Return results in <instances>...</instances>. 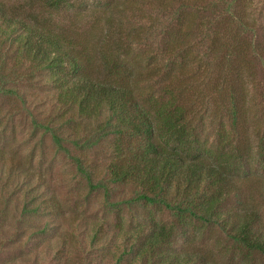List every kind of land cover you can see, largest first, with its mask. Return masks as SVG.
Returning a JSON list of instances; mask_svg holds the SVG:
<instances>
[{"label": "trees", "instance_id": "obj_1", "mask_svg": "<svg viewBox=\"0 0 264 264\" xmlns=\"http://www.w3.org/2000/svg\"><path fill=\"white\" fill-rule=\"evenodd\" d=\"M244 1L93 0L102 9L104 26L68 33L43 12L84 16L90 11L87 0H0V91L14 94L10 82L46 74L57 104L73 112V119L101 120L99 135L83 144L74 140V145L88 148L111 138L105 182L82 158H73L89 188L104 193L105 207H119L110 201L111 185H131L135 196L125 204L170 213V221L151 217L131 229L119 220L109 242L110 230L97 223L88 237L103 259L113 264H215L204 255L175 250L176 237L195 239L190 227L196 224L215 225L241 249L264 256L263 213L248 186L258 180L264 202V120L257 121L240 80L241 69L251 74L255 59L263 61L264 44ZM36 8L40 13L26 14ZM152 13L167 18L155 48L162 56L157 58L148 45L144 55H131L157 33L142 23L152 20ZM157 82L158 96H148ZM141 84L149 86L140 89ZM210 102H216L215 113L224 118L211 142L202 140L196 127ZM260 113L264 117V104ZM52 139L65 151L57 133ZM16 164V158L0 151V186L6 189L12 181L14 194L23 190L22 216L60 220L63 232L55 236L50 252L59 259L69 244L81 245L82 223L64 221L54 198L39 201L33 187L15 184L25 171ZM10 197L0 196V218L7 214ZM55 226L46 223L39 232H52Z\"/></svg>", "mask_w": 264, "mask_h": 264}, {"label": "rangeland", "instance_id": "obj_2", "mask_svg": "<svg viewBox=\"0 0 264 264\" xmlns=\"http://www.w3.org/2000/svg\"><path fill=\"white\" fill-rule=\"evenodd\" d=\"M12 1L15 0H10ZM87 1L91 4L88 8L90 11L84 16L83 13L76 15L71 10L72 14L44 11L43 17L53 16L56 23L64 27L68 33L75 30L83 32L93 25L103 27L105 17L102 15V9L96 3L93 4V0ZM244 4L256 25L258 37L262 38L261 44L263 45L264 0H245ZM29 13H40V10L36 8L26 14ZM149 15L152 20L142 23L146 27L151 26L152 30L158 29L157 33L154 32L149 38V44H146L155 50L158 45V32L167 18H161L158 13ZM155 17L158 22L151 25L150 22ZM130 20L133 25L132 19ZM124 23L126 27L129 26L128 23ZM146 46L136 47L130 52L131 55H144L149 48ZM155 54L157 58L162 56L160 50L158 52L155 50ZM263 55L262 52L261 56ZM201 56L200 53L199 57ZM251 58L253 59L252 55L248 57L249 60ZM255 60L258 63L254 61L255 65L252 66L251 74L247 73L245 68L241 69L240 80L247 87L250 108L256 112L257 121L260 122L264 120L260 113L264 104V56L263 61ZM260 62L263 63L262 66L259 65ZM137 72L144 73V70L138 68ZM46 78L47 75L44 74L36 75L30 81L22 79L15 83L10 82L7 87L13 89L14 94L0 91V151L16 158L21 165L16 164L17 169L25 170L20 179H15V184L20 183L23 187H33L38 195H41L39 201L44 198H54L64 215V221L70 222L72 218L76 222L81 221L85 231L83 230L81 245L79 244L75 249L72 247L73 244H69V247L64 248V255H61L59 259H54L50 252L54 250L55 236L63 232L60 220H53L41 214L31 217L22 216L23 190L16 189L14 194L12 181H10L8 188L2 189L0 186V196L7 198L11 193L7 214L5 213L6 215L0 218V242H2L0 264H113L114 261L109 262V259L102 258L99 250L94 247L95 244H90L88 236H90L92 227H95L97 223H105L103 225L110 230L106 238L109 242L111 237L118 233L114 227L119 220L123 222L126 229H131L133 226L145 223L146 219L151 217L156 221H170V213L133 202L125 204L135 196L136 188L131 185H111L110 201L114 205L118 203L119 207L112 210L105 207L104 193L99 190L92 191L89 188L85 179L78 173L76 161L73 158H82L83 162L88 163L89 167L96 171V179L99 182H105L108 180L107 168L112 160L111 138L102 139L97 143L92 142L88 148L74 145V140L83 144L90 136L99 135L97 126L101 120L96 122L73 119V112H67L57 104L56 93L46 84ZM141 85L140 89L149 86ZM152 86L150 87L152 91L147 92V95L156 94L158 96L157 93L161 86L158 82ZM252 99L255 101L251 102ZM214 103L208 104L205 114L203 113L202 122L196 125L200 138L209 142L215 139L217 122L224 121L222 116L215 113L217 104ZM53 133H57L62 138V147L65 151L57 149L52 139ZM246 184L244 188L249 186V190L254 189L252 190L253 200L262 210L264 218L262 184L259 185L258 180L250 185L248 183V186ZM46 223L57 226L51 228L52 232L40 233L39 231ZM190 232L195 234V239L189 240L191 243L187 238L176 237L174 239L176 251L204 255L215 264H264V256L241 249L215 225L196 224L195 227H190ZM118 242L120 240H117Z\"/></svg>", "mask_w": 264, "mask_h": 264}]
</instances>
